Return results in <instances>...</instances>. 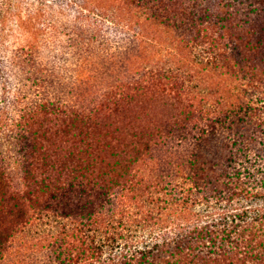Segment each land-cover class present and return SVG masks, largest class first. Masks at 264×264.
<instances>
[{
    "label": "rangeland",
    "instance_id": "rangeland-1",
    "mask_svg": "<svg viewBox=\"0 0 264 264\" xmlns=\"http://www.w3.org/2000/svg\"><path fill=\"white\" fill-rule=\"evenodd\" d=\"M202 6L192 9L195 15ZM117 8L122 20L106 18ZM136 16V9L122 0H11L0 8V167L6 179L0 186V264H84L85 256L91 255L86 239L91 245L100 243L94 220L127 238L161 239L172 230L166 221L179 217V202L185 199L180 194L183 181L175 170L195 150L189 135L181 138L173 132L175 136L161 148L145 152L125 172L101 163L89 175L87 186L67 187L63 194L40 189L23 177V168L31 162L34 178L65 179V168L55 161V145L49 141L51 131L38 133L46 153L43 160L41 155L39 164L33 158L26 160L32 135L24 130L25 121L38 103L88 109L108 102L110 91L131 93L134 72H145L144 84L136 88L140 96L107 121L114 147L101 156L114 164L127 159L128 154L116 156L114 150L118 143L122 147L129 141L132 132L143 129V139L149 142L168 124L177 128L173 118L186 104L212 109L217 95L236 89L240 81L225 82L220 75L213 42H188L189 26L148 25ZM167 69L180 74L187 89H162L163 77L150 84L151 72ZM36 124L32 129L49 126L46 119L42 127ZM123 172L126 183L121 184L117 174ZM110 178L117 183L102 190L100 185ZM14 193L25 197L11 199ZM188 205V210L203 213L202 220L219 217L222 209V202ZM20 206L24 216L16 217ZM10 221L17 223L8 231Z\"/></svg>",
    "mask_w": 264,
    "mask_h": 264
},
{
    "label": "trees",
    "instance_id": "trees-1",
    "mask_svg": "<svg viewBox=\"0 0 264 264\" xmlns=\"http://www.w3.org/2000/svg\"><path fill=\"white\" fill-rule=\"evenodd\" d=\"M10 1L0 0V8L8 6ZM122 1L136 9V17L143 23L170 29L189 26L192 34L183 40L213 42L216 66L222 69L220 75L225 82L232 83L234 79L240 83L236 89L217 95V104L212 109L183 106L179 116L173 118L176 131L168 124L158 138L151 137L149 142L143 139L146 134L143 129L132 132L130 140L122 147L118 143L117 151L114 150L116 156L128 154L127 159L114 164L105 162L101 156L103 151L114 147L111 142L115 137L107 121L128 110L131 99L140 96L141 92L137 91L141 90L136 88L144 84L141 81L145 72L140 71L139 64L136 65L139 73L134 72L130 81L131 93L127 89L110 91L108 102L103 100L88 109L38 103L25 121L24 130L32 135L26 160L33 158L39 164L40 155L43 160L46 153L38 136L51 131L49 141L55 145V161L64 166L66 174L62 181L57 179L60 183L54 182L50 175L34 178L29 168L32 163L28 162L23 168L24 179L32 180L40 189L49 188L52 194H63L67 187L87 186L91 181L89 175L101 163L125 172L137 165L145 152L161 148L167 139L175 136L173 132L181 138L189 135L195 150L175 170L183 181L180 194L185 199L179 202V217L166 221L172 230L161 239L127 238L120 231H110L104 222L94 220L93 224H99L100 243L91 245V240L86 239L85 248L91 255L85 256L84 264H264V0L246 3L211 0L205 4L203 0ZM200 5L202 10L195 15L192 9ZM118 12V8L110 10L106 18L122 20ZM137 34L143 35L141 31ZM149 75L151 85L163 77L162 89H187L181 75L168 69ZM44 119L48 128L42 127ZM36 123L42 127L41 131L37 126L32 129ZM53 135L58 139H52ZM1 169L0 186H4L6 179ZM124 172L117 174L122 177L121 184L126 183ZM116 183L117 180L110 178L100 187L109 190ZM15 195L25 197L14 193L11 199ZM217 202H222L219 217L202 220L203 213L199 210H188V204ZM188 214L192 215L191 219ZM15 216H24L21 206L16 208ZM15 223L10 221L6 230L10 231Z\"/></svg>",
    "mask_w": 264,
    "mask_h": 264
}]
</instances>
